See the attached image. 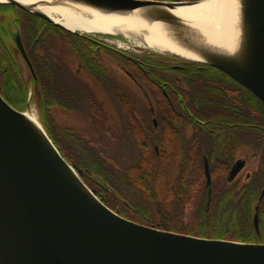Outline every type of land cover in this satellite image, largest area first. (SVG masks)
Listing matches in <instances>:
<instances>
[{
    "label": "water",
    "instance_id": "1",
    "mask_svg": "<svg viewBox=\"0 0 264 264\" xmlns=\"http://www.w3.org/2000/svg\"><path fill=\"white\" fill-rule=\"evenodd\" d=\"M200 1L47 0L43 4L90 8L157 24L195 58L152 50L217 68L264 105V0H238L240 34L231 50L211 44L174 13ZM0 5L19 7L87 36L66 28L37 6L19 0H0ZM127 34L111 33L134 40ZM14 36L35 74L19 30ZM242 164L239 161L233 172ZM259 221L258 203L254 214L258 233ZM0 264H264V244L164 231L123 217L86 184L44 127L0 93Z\"/></svg>",
    "mask_w": 264,
    "mask_h": 264
},
{
    "label": "flooded vegetation",
    "instance_id": "2",
    "mask_svg": "<svg viewBox=\"0 0 264 264\" xmlns=\"http://www.w3.org/2000/svg\"><path fill=\"white\" fill-rule=\"evenodd\" d=\"M0 23L4 27V46L1 50H4V55L9 52V56L16 57L19 72L25 79L33 78L35 83L38 82L37 64L40 60L46 62L53 58L60 67H64L65 87L70 97H78L80 102L68 107L53 105L50 107L52 115L54 108L73 114L99 115L102 122L95 126L105 127L110 137L106 140L111 144L119 142L121 146H129L126 159L131 168L138 155H141L142 160L145 159V163H151L150 154L144 155L146 152L142 150V143L149 145V152L159 156L163 175L166 174V160L176 158L183 166L173 169L184 178L183 181L186 180L188 188H185V193L190 190L196 197L201 191L204 192L207 210L211 206L214 191L244 194L252 186L261 183L259 170L264 148L261 140L237 137L234 133L231 135V132H235L232 129H241L246 125L230 120L224 112L208 113L209 105H214L205 102L210 95L201 89L205 84L199 86L205 79L212 81L216 78L228 81L235 88H245L224 72L203 63L149 50L121 48L117 45V39L104 34L80 36L13 5H0ZM17 30L35 74L18 48L14 36ZM55 39L61 41L65 52L55 55L52 48ZM66 52L75 59L77 68H74L76 63L65 60ZM22 69H25L26 74ZM35 95L36 106L40 111V89L32 84L29 101L32 97L35 100ZM109 103L119 111L122 134L112 132L109 128ZM66 128L74 132L73 128ZM133 128L138 129L139 133L134 132ZM173 129L178 133L177 137L170 132ZM244 151L248 152V156L243 154ZM239 161L244 164L233 172ZM251 165L253 170L249 169ZM207 172L210 174V184H207ZM148 174V179H145L147 189L159 196L163 189L154 188L151 173ZM183 181L180 180L181 184ZM179 190L177 188L174 192L181 193ZM263 198L264 187H261L258 201ZM179 199L180 202L185 201L182 197ZM186 204V214L189 215L193 203L189 201Z\"/></svg>",
    "mask_w": 264,
    "mask_h": 264
},
{
    "label": "trees",
    "instance_id": "3",
    "mask_svg": "<svg viewBox=\"0 0 264 264\" xmlns=\"http://www.w3.org/2000/svg\"><path fill=\"white\" fill-rule=\"evenodd\" d=\"M3 32L4 27L0 23V92L15 108L24 111L34 100L33 97L30 101L28 99L31 85L36 84L39 87L41 120L50 138L84 181L108 206L129 220L164 231L208 239L264 243V198L258 201L260 188L264 187V148L259 170L261 183L252 186L244 194L214 191L211 206L207 210L204 192L201 191L196 197L190 190L185 193V188H188L185 185L186 180L183 181L184 178L173 169L182 165L176 158L166 160L167 169L163 175V165L159 163V156L149 152V145L142 143V150L146 152L144 155L150 154L151 163H145V159L142 160L141 155H138L137 161L132 162L134 167L131 168L127 159L121 161L126 156L115 157L111 145L101 148L99 145L89 143L80 134L60 126L53 117L50 107L75 106L80 102L78 97L71 98L65 87L64 67H60L53 58L45 59L46 62L40 60L39 65L37 64L38 82L35 83L33 78L25 79L19 72L16 57L9 56V52H5L4 55V50H1L4 46ZM203 81L199 86L205 84L201 89L210 94L205 102L214 105L213 107L209 105L208 113L224 112L230 120L246 125L241 129H232L237 133L231 132V135L234 133L237 137L245 139H260L264 146V105L261 101L249 90L235 88L226 80L214 78L212 81L207 79ZM199 98L201 100V97ZM167 107L171 108L170 105ZM126 115L129 119V113ZM135 131L139 133L138 129H134ZM171 137L174 138L173 134ZM128 147L120 146L121 149L117 153L120 155L128 153ZM152 154L154 156H151ZM149 172L154 188L163 189L159 196L153 190L147 189L145 179H148ZM180 180L183 181L182 184ZM177 188H180L181 193L174 192ZM180 197L185 201L180 202ZM189 201L193 205L187 215L186 203ZM257 203H260V234L254 226Z\"/></svg>",
    "mask_w": 264,
    "mask_h": 264
},
{
    "label": "bare ground",
    "instance_id": "4",
    "mask_svg": "<svg viewBox=\"0 0 264 264\" xmlns=\"http://www.w3.org/2000/svg\"><path fill=\"white\" fill-rule=\"evenodd\" d=\"M19 1L30 6H37L70 30L97 34H111L124 30L138 45L195 58L168 39L157 24L142 22L132 17L103 14L90 8L43 4L47 0ZM174 13L190 23V26L201 31L206 40L217 47L231 50L238 41L240 34L238 0H201L193 5L179 7L174 10ZM174 112H176L175 109ZM28 116L40 124L34 114L28 113ZM172 132L176 137L178 136L175 129Z\"/></svg>",
    "mask_w": 264,
    "mask_h": 264
},
{
    "label": "rangeland",
    "instance_id": "5",
    "mask_svg": "<svg viewBox=\"0 0 264 264\" xmlns=\"http://www.w3.org/2000/svg\"><path fill=\"white\" fill-rule=\"evenodd\" d=\"M132 49H136V50H140L142 48H139L133 44H131ZM52 48L54 49V53L55 55L58 52H65L66 49L61 46V41L58 39L54 40V43L52 42ZM143 50H149V49H143ZM160 55H163L161 53H158ZM65 60L66 61H71L73 63H76L74 68H77V62L75 61L74 58H72L70 55H68V52H66L65 55ZM21 61V60H20ZM22 71L26 74L25 69H22ZM123 81H125V79H123ZM35 100L31 101V106L27 109V111L29 113L34 114L36 117L40 118L41 114L40 111L37 109L36 106V100H37V96L35 95ZM109 110H110V124L109 128L112 129V132H120V134L123 133L122 130V126L119 122V111L115 110L114 108H112L111 104H108ZM53 115L55 117V120L57 121L58 124H60V126H66V127H71L73 128L74 132H77L78 134H80V136H82L84 139H86L87 141H89V143L94 144V145H99L101 148L102 146L106 145H111V147L114 149V155L117 158H121V157H125L127 155V153H123V155H118L119 153H117L121 148L117 142L116 144H111V142H109V140H106V138H110L107 136V133L104 129L105 127L102 126V128L96 127L95 125L100 124L101 121V117H99V115H96L95 113L93 114H73L67 111H64L63 109H56L54 108L53 111ZM41 119V118H40ZM100 130H99V129ZM110 130V129H107ZM124 151H126V148H124ZM244 155L248 156V152L244 151L243 152ZM118 155V156H117ZM126 160V157L124 159H121V161ZM250 170H253L254 167L252 168V165L249 167ZM244 243V242H243ZM258 244H264V243H258Z\"/></svg>",
    "mask_w": 264,
    "mask_h": 264
}]
</instances>
